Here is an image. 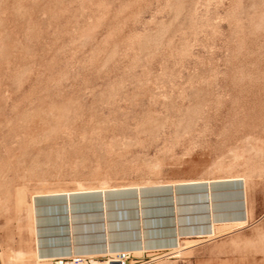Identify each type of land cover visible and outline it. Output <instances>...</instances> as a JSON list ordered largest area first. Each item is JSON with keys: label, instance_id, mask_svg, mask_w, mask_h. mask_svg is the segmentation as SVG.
Listing matches in <instances>:
<instances>
[{"label": "rangeland", "instance_id": "374dc122", "mask_svg": "<svg viewBox=\"0 0 264 264\" xmlns=\"http://www.w3.org/2000/svg\"><path fill=\"white\" fill-rule=\"evenodd\" d=\"M232 178L212 182L213 210L244 213V191V224L132 254L264 264V0H0V264H50L35 218L67 248L66 193L76 238L99 242L105 208L126 245L139 186L145 236L170 242L175 213L208 225L207 184L190 182Z\"/></svg>", "mask_w": 264, "mask_h": 264}, {"label": "bare ground", "instance_id": "6f19581e", "mask_svg": "<svg viewBox=\"0 0 264 264\" xmlns=\"http://www.w3.org/2000/svg\"><path fill=\"white\" fill-rule=\"evenodd\" d=\"M233 180H238V178H232V179H222V180H214V181H192L190 183H203L205 182L207 184V198H208V214H209V222L208 225H203L201 227L199 226H195L194 223L192 222V217H189L188 220H181V218H178L177 214L175 213V223H176V227H175V233H176V238L175 241H173V239L170 242H167L165 239L163 240H156L154 239V237H146V232L143 230V210L141 207V196H140V187H137V196H138V215H139V221H140V238H139V243H134V244H126L123 245L121 243H119V240H115L117 241L116 243L113 242L112 240V236H111V231L109 230L110 227H113L112 225H109L107 223V219H106V211L105 208L103 209V215H104V230L103 231H99L96 232L98 233L100 236H96L99 239V242H91L88 241V239H91L92 234L91 233H86V236L83 237H79L76 238V233L73 232V224H72V214L73 212L71 211L73 209V207L71 208V197L69 195V193H66V206H67V218H68V233H63L68 234L69 238H68V243H63V246L66 245L67 248H64L63 250L58 249V247H60L61 245L58 244V242H60V240L54 239V241L51 240H43L41 239V236L39 235V227L36 224L37 220L36 218L34 219V235H35V243H36V250H35V257H37L38 259H46V258H53V257H65V256H81V257H94V256H102L104 254H110V255H114L115 253L119 252V251H131L134 254L141 252L144 249H149V248H154L157 246H168L171 249H177L179 248V242H178V236H180V234H187L190 235L191 237L193 236H213L215 233V230L217 228H219L220 226H230L231 225H242L246 222V218H247V213H246V209H245V195H244V191L242 193V198H238L237 201H242L243 204L242 205H238L237 206H243L244 209V213H240L239 216L237 217H219L216 216L217 212L213 210V208H215V206L213 205V201L212 198L214 197V195H212V191H211V184L212 182H217V181H233ZM184 183H189V182H179V183H175V184H184ZM173 184V190H174V185ZM244 183L242 182V185ZM172 186V185H171ZM171 189V188H170ZM176 189V188H175ZM240 189V188H239ZM237 189V190H239ZM82 190V189H81ZM102 190V198H103V202H104V197H105V189H101ZM241 190V189H240ZM242 190H244V188L242 187ZM203 191V190H202ZM206 191V190H205ZM59 192V191H58ZM63 192V191H62ZM142 192V191H141ZM51 193V192H50ZM201 193V192H200ZM189 195V194H188ZM238 195V197L241 195V193L236 194ZM192 196V195H191ZM194 196V195H193ZM176 194L173 193V201H174V209L175 212L178 210L176 207ZM194 201V200H193ZM73 202V201H72ZM202 208V207H201ZM200 210V209H199ZM34 213V212H33ZM202 219V218H201ZM187 222L190 221L189 223H183V224H178V222ZM207 223V222H204ZM198 224V223H197ZM200 224V223H199ZM201 225V224H200ZM181 226H186V228L181 227ZM229 228V227H228ZM224 229V227H223ZM103 233V235L101 234ZM104 238V240H101L102 236ZM175 236V235H174ZM137 239V238H136ZM80 240H82V242H79ZM165 240V241H164ZM66 241V239L64 240V242ZM78 241V242H77ZM190 242H195L193 239L189 240ZM187 241V242H189ZM160 242H165V243H160ZM50 246V248H52V250L49 251L47 250V248ZM31 252H29V254H31ZM29 254L27 256H29ZM91 264H110L108 263L107 260H101V259H93L91 261Z\"/></svg>", "mask_w": 264, "mask_h": 264}, {"label": "built area", "instance_id": "2783aa9c", "mask_svg": "<svg viewBox=\"0 0 264 264\" xmlns=\"http://www.w3.org/2000/svg\"><path fill=\"white\" fill-rule=\"evenodd\" d=\"M106 256V255H104ZM108 263L113 262L117 264H144L146 261H139L131 251H119L113 256L106 258ZM50 264H90L88 258L81 256H65V257H53L49 259Z\"/></svg>", "mask_w": 264, "mask_h": 264}, {"label": "water", "instance_id": "95a60500", "mask_svg": "<svg viewBox=\"0 0 264 264\" xmlns=\"http://www.w3.org/2000/svg\"><path fill=\"white\" fill-rule=\"evenodd\" d=\"M112 264H117V263L113 262Z\"/></svg>", "mask_w": 264, "mask_h": 264}]
</instances>
